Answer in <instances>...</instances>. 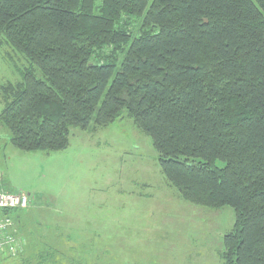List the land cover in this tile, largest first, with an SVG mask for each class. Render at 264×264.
Listing matches in <instances>:
<instances>
[{
  "label": "trees",
  "instance_id": "trees-1",
  "mask_svg": "<svg viewBox=\"0 0 264 264\" xmlns=\"http://www.w3.org/2000/svg\"><path fill=\"white\" fill-rule=\"evenodd\" d=\"M3 43L29 63L1 88L13 146L125 113L184 200L233 208L224 264H264V0H0Z\"/></svg>",
  "mask_w": 264,
  "mask_h": 264
},
{
  "label": "rangeland",
  "instance_id": "rangeland-1",
  "mask_svg": "<svg viewBox=\"0 0 264 264\" xmlns=\"http://www.w3.org/2000/svg\"><path fill=\"white\" fill-rule=\"evenodd\" d=\"M27 68L24 55L0 45V97ZM0 192L30 197L28 208L12 210L20 249L5 250L26 247L22 264H224L234 224L232 207L181 197L125 113L107 126L72 127L59 151L18 149L0 125Z\"/></svg>",
  "mask_w": 264,
  "mask_h": 264
},
{
  "label": "built area",
  "instance_id": "built-area-1",
  "mask_svg": "<svg viewBox=\"0 0 264 264\" xmlns=\"http://www.w3.org/2000/svg\"><path fill=\"white\" fill-rule=\"evenodd\" d=\"M29 205V198L22 192H0V210L2 209H26ZM12 222L9 218L0 217V252L8 249H20L19 241L9 235L8 229Z\"/></svg>",
  "mask_w": 264,
  "mask_h": 264
},
{
  "label": "crops",
  "instance_id": "crops-1",
  "mask_svg": "<svg viewBox=\"0 0 264 264\" xmlns=\"http://www.w3.org/2000/svg\"><path fill=\"white\" fill-rule=\"evenodd\" d=\"M29 202H30V197H29ZM1 216V215H0ZM16 216V220L15 222L17 223V216H18V213L16 212L15 214ZM19 231V230H17ZM20 232H17V236L19 239H22V237H20ZM21 240H18L20 242V245L22 244ZM7 251L5 252H0V264H22L24 262V259L26 257L25 255V252H26V247L24 248V251H22L23 253L17 255V256H11V255H8L6 253Z\"/></svg>",
  "mask_w": 264,
  "mask_h": 264
}]
</instances>
